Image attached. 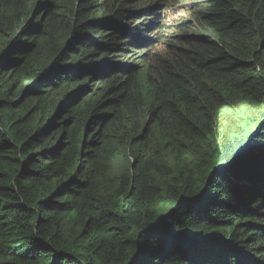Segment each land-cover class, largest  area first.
<instances>
[{
    "label": "trees",
    "instance_id": "obj_1",
    "mask_svg": "<svg viewBox=\"0 0 264 264\" xmlns=\"http://www.w3.org/2000/svg\"><path fill=\"white\" fill-rule=\"evenodd\" d=\"M188 4L0 0V264H264V0Z\"/></svg>",
    "mask_w": 264,
    "mask_h": 264
},
{
    "label": "rangeland",
    "instance_id": "obj_2",
    "mask_svg": "<svg viewBox=\"0 0 264 264\" xmlns=\"http://www.w3.org/2000/svg\"><path fill=\"white\" fill-rule=\"evenodd\" d=\"M184 0H168V6H173L171 14L169 15L170 21L180 22L188 20V25L194 23V17L196 11L193 6L187 3H183Z\"/></svg>",
    "mask_w": 264,
    "mask_h": 264
}]
</instances>
